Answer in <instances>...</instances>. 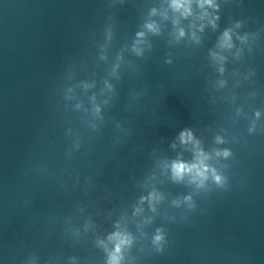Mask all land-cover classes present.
<instances>
[{
  "label": "water",
  "instance_id": "1",
  "mask_svg": "<svg viewBox=\"0 0 264 264\" xmlns=\"http://www.w3.org/2000/svg\"><path fill=\"white\" fill-rule=\"evenodd\" d=\"M162 3L0 0V264H106L116 222L135 237L122 264H264V0H217L199 43L151 17L137 55ZM229 27L248 41L221 74L208 52ZM182 129L230 152L209 161L221 183L162 168L191 160ZM153 189L156 211L133 216Z\"/></svg>",
  "mask_w": 264,
  "mask_h": 264
},
{
  "label": "clouds",
  "instance_id": "2",
  "mask_svg": "<svg viewBox=\"0 0 264 264\" xmlns=\"http://www.w3.org/2000/svg\"><path fill=\"white\" fill-rule=\"evenodd\" d=\"M218 10L219 4L217 0H163L159 9L153 7L150 10V19L143 25L144 30L136 33L132 51L137 55L142 54L143 49L138 47V45L144 43L146 32L155 35L160 33V24H158L156 20L151 19V17L159 16L162 21L170 20L173 29L171 35L177 42L187 35L191 41L199 43L200 37L198 33H203L206 27H211L212 29L217 28L216 22L219 20V16L217 15ZM182 21H187V25H183ZM234 27L239 28L240 23L236 22ZM234 35L240 44L247 43V34L238 35L234 32L232 27H229L225 28L220 33L217 37L216 44L212 49H209L208 52L212 61L218 65V71L221 74L224 72L223 65L227 59L224 53L231 52L232 49L236 48L233 42ZM240 52L241 49L236 48L234 55L238 57ZM221 84H223V81H221ZM84 87L87 88L90 86L84 85ZM104 87L109 91L112 89V85L107 81L104 82ZM91 99L95 102V96ZM77 107H79V105H77ZM94 112H100L99 105L94 106ZM256 115L259 116V113ZM176 141H178L179 145L185 151L192 153V158L186 161L177 157L171 161L163 162L162 168L170 172V178L174 182L187 180L189 184L195 185L196 188H203L210 176L218 184L222 182V177L217 174L216 169L211 167L209 161L212 160L214 156L227 158L230 155L228 150H214L212 153L205 151L201 142L194 136L190 129H182L178 133ZM216 142L221 143L222 141L217 137ZM171 146L175 148L176 142ZM161 199L162 196L158 191L155 189L149 191L147 196L140 197L138 205L133 208L132 215H141L144 211L142 205L145 202H147L149 210L155 212V205L158 204ZM184 201L190 202L191 197L185 196ZM179 203L180 201L178 200L173 201V204L177 206H179ZM189 206L191 207L192 205L189 204ZM114 228L115 230L109 233L103 240H97V244L101 246L107 254L106 264H122L124 260V251L132 246L135 239L132 233L128 232L120 222H116ZM162 239L161 230L157 229V233L153 237V243L158 246ZM109 245H111V248H109ZM157 250H159V247H157Z\"/></svg>",
  "mask_w": 264,
  "mask_h": 264
}]
</instances>
